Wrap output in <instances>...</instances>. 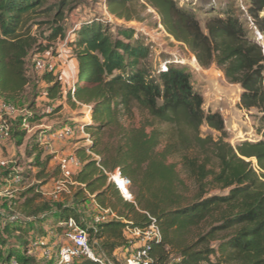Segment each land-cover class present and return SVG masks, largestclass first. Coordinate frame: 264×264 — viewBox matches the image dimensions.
I'll use <instances>...</instances> for the list:
<instances>
[{
	"label": "trees",
	"instance_id": "1",
	"mask_svg": "<svg viewBox=\"0 0 264 264\" xmlns=\"http://www.w3.org/2000/svg\"><path fill=\"white\" fill-rule=\"evenodd\" d=\"M49 1L0 0V96L16 107L29 84L28 62L44 50L33 27L46 23L49 42L64 37L65 0ZM139 1L106 0V8L129 22L136 19L133 11ZM143 1L158 14L167 34L190 50L199 67L214 65L227 83L239 87V109L256 110L264 120V55L254 35L257 30L264 36V0H249L245 25L230 12L210 16L206 33L174 0ZM76 31L72 44L78 80L66 101L72 108L87 106L91 123L86 124L90 144L76 151L80 167L74 176V200L84 204L92 199L117 219L86 225L80 213L57 204L51 232L60 237L65 230L60 224L73 219L87 231L97 259L119 264L116 253L127 245L125 228H144L150 216L161 234L150 247L151 264H264V129L258 141L230 145L220 112L203 109L185 64L170 62L166 71L158 67L151 74L145 65L149 48L133 31L119 30L113 38L105 25L94 21ZM40 75L46 97L62 101L57 76ZM135 111L144 114L138 124ZM203 126L218 137H203ZM24 133H14L18 144ZM86 150L98 159L86 156ZM173 157L192 188L180 178L178 163L169 161ZM115 169L130 181L133 202L124 201L102 171ZM9 173L4 172L2 183ZM34 199L21 207L30 220L27 227L15 226L17 220L1 221L0 264L12 259L32 262L27 256L31 241L23 242L16 254L5 243L22 229L29 234L30 225L39 223L37 214L46 220L49 204L32 209ZM72 264L99 263L79 258Z\"/></svg>",
	"mask_w": 264,
	"mask_h": 264
},
{
	"label": "rangeland",
	"instance_id": "2",
	"mask_svg": "<svg viewBox=\"0 0 264 264\" xmlns=\"http://www.w3.org/2000/svg\"><path fill=\"white\" fill-rule=\"evenodd\" d=\"M56 1L58 0H50L49 4ZM174 1L178 7L184 8L196 17L204 33H206L205 22L212 15L230 12L238 17L243 24L248 19L246 11L249 0ZM65 3L66 8L62 24L64 28L63 38H57L52 42L47 41L46 36H48L50 29L46 23L37 25L32 30L44 46L43 52L35 56L50 60L55 64L54 74L61 82L63 99L58 101L46 97V85L41 81V75L33 69V58L30 59L27 73L29 84L17 107L21 111H29L32 116L34 115V119H31V129L28 132L25 131L21 143L18 144L14 138V133L22 129L13 123L10 126V138L7 140L0 139V160L8 162L6 166L0 165V224L1 221L17 220L20 224L15 226L27 227L26 225L30 223V220L28 221L21 212V207L25 200L33 196L35 199L32 209L42 204H49L50 207L49 215L45 221L40 218L41 214H37L39 223L30 225L32 229L29 234L22 229L9 237L5 243L8 248L12 249V253H20L25 246L23 242L29 244L31 241L29 244L31 251L27 253V256L32 258V262L29 264H44L46 262L42 256V250L36 245L39 240L46 241L50 246L55 244L52 256L55 257L57 254L59 240L54 234H51V231L54 230L52 228L55 227L54 218L51 215L57 204L68 206L80 213L86 225H90V221L94 223V218L100 213L98 206L92 199L84 204L74 200L77 187L74 176L79 168L73 171L72 177L70 180H65V183H62L58 168L60 158L74 155L78 159L76 156L77 149L87 147L90 144L86 128V124L91 123L89 108L87 106L72 108L66 101L67 92L73 90L78 80V69L72 42L77 33L76 29L85 22L94 21L105 25L113 38H116L119 30L133 31L149 48L145 65L151 74L155 73L160 63L167 60L180 61L185 64L190 73V82L194 91L203 98V109L220 112L228 134L227 141L230 145L235 146L245 140L248 142L258 141L261 139V133L264 129L261 113L256 110L246 112L239 109V87L227 83L216 66L211 65L205 69L199 67L190 50L167 34L160 24L158 14L143 0L139 1L138 7L133 11L136 19L129 22L111 15L106 8V0H65ZM261 16L264 17V12ZM47 20L39 19L38 22H46ZM248 36L250 37L251 34ZM261 46L263 49L264 38ZM58 104L61 108H56ZM227 110L229 115L225 112ZM143 118V113L134 112L135 124L143 121ZM62 128L70 129V138L63 141H55L49 138L55 131ZM161 129L163 130L164 127ZM201 134L203 137L212 136L214 139L218 137L216 132L205 126L201 127ZM85 154L91 157V154L94 153L86 150ZM169 161L178 163L176 157ZM252 164L255 165L254 160H252ZM12 169L15 170V174H21L23 178L21 182L9 185L10 190H5L7 184L2 183V175L5 171L8 172ZM176 169L180 178L192 188L187 173L179 163ZM42 220L44 223L41 222ZM125 256L126 251L124 249L117 251L116 258L119 264H124Z\"/></svg>",
	"mask_w": 264,
	"mask_h": 264
},
{
	"label": "built area",
	"instance_id": "3",
	"mask_svg": "<svg viewBox=\"0 0 264 264\" xmlns=\"http://www.w3.org/2000/svg\"><path fill=\"white\" fill-rule=\"evenodd\" d=\"M255 41L261 46L264 36L257 30L254 31ZM262 47V46H261ZM264 55V48L262 49ZM170 62L180 61H164L159 64L161 71H166ZM33 66L36 72L42 74L45 72L55 73V64L50 60H44L36 56L33 57ZM32 114L29 111H21L18 107L12 103L4 101L0 96V139L7 140L10 138V126L15 123L22 130L30 131V118ZM71 137V131L68 128H62L55 131L49 138L55 141H63ZM46 139V138H45ZM94 160H97V156L91 154ZM8 162H0L1 166H6ZM80 167L79 160L74 155H68L60 158L58 168L61 174L62 183L65 180H70L73 175V171ZM107 177L108 182L112 183L118 190L121 198L129 203L133 202V197L129 191L130 181L121 176L120 171L115 169L113 172H107L102 170ZM22 179L21 174H15V170L12 169L8 174V177L4 181L7 187L13 183H19ZM9 186V187H10ZM100 213L94 219L95 224L106 222L108 220L117 219L115 214L109 210L99 209ZM149 224L144 228L127 226L124 230V236L126 240V247L123 248L126 251L124 264H151L150 247L153 243L160 240V230L156 224V220L148 216ZM65 227L64 233L58 237L59 246L55 257L52 255V250L55 244L48 245L46 241L39 240L37 247L42 250V256L46 261H50L51 264H72L76 259L86 258L99 264H107L103 260L96 258L88 240L87 231L81 226L77 225L73 219L67 220L65 223L60 224ZM53 235L54 232H51ZM57 238V236L54 234ZM2 248L0 247V254ZM9 264H18L15 259L9 261Z\"/></svg>",
	"mask_w": 264,
	"mask_h": 264
},
{
	"label": "crops",
	"instance_id": "4",
	"mask_svg": "<svg viewBox=\"0 0 264 264\" xmlns=\"http://www.w3.org/2000/svg\"><path fill=\"white\" fill-rule=\"evenodd\" d=\"M238 91H240V89L238 88ZM237 93H239V92H237ZM226 112V114H228L229 113V111L227 110V111H225ZM230 114V113H229ZM228 114V115H229ZM232 116V115H231ZM232 118H234V116H232ZM234 125V124H233ZM1 145V144H0ZM2 147H5L4 145H2ZM6 148V147H5ZM0 162H3V161H1L0 160ZM9 188L7 187V188H5V190H8ZM10 190V189H9Z\"/></svg>",
	"mask_w": 264,
	"mask_h": 264
}]
</instances>
